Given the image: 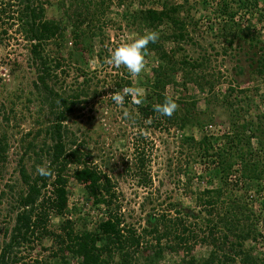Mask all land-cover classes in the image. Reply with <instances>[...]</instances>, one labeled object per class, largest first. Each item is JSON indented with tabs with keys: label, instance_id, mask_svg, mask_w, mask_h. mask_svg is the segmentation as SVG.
<instances>
[{
	"label": "trees",
	"instance_id": "16d2710c",
	"mask_svg": "<svg viewBox=\"0 0 264 264\" xmlns=\"http://www.w3.org/2000/svg\"><path fill=\"white\" fill-rule=\"evenodd\" d=\"M3 1L5 0H0V5ZM16 1L19 9L14 12L16 15L9 18H12L14 24L18 26L17 31L30 43L31 65L36 73L33 85L39 102L46 111L44 115L46 126L26 134L27 138L31 137L28 141L22 140L20 148L23 149V153L18 162L17 172L24 189H20L17 195L13 196L15 222L7 239L0 242V264H19L22 260L19 255L21 248L34 244L44 237H50L55 243L56 252L53 256L58 264H72V260L75 261L73 264H161L168 251L182 255L181 264H256L241 247L242 241L257 231L253 228L255 224L252 221L245 222L246 226L243 224V221L251 220L248 213L251 209L248 210L246 207L250 208L249 203L253 205L254 201H259L260 212L264 214V112L258 113L256 117H251L250 112L253 105L264 106V90L259 93L260 82L264 88V42L257 39L252 27L254 14L258 11L262 13L257 18V23L264 18V0H217L216 10L225 20L216 35L218 39L223 38L221 43L223 53L227 54L228 50H232L237 40L247 44L249 48H259L261 53L255 52V56H258L254 71L256 80H253L250 87L236 91L235 99H231L234 87L230 88V93L224 95L214 92L218 79L215 73L211 75L205 73L204 65L210 61L208 58L202 57L201 62L197 60L191 62L187 56L178 58V54L183 50L181 42L192 38L188 30L189 24L193 22L192 25L195 27L198 25V22L189 15V9H186L188 0H185V4H179L176 0H163L160 8L152 5L155 3L153 0H118L119 5L127 3L128 7L138 2L139 7L128 10L124 16L130 28H136L141 36L146 29L159 33L157 42L148 45L149 54L155 55L158 64L151 68L152 75L146 76L147 94L144 101L135 104L136 121L151 120V127L191 132L182 138V146L191 158L186 162L185 170L196 173L192 171L191 164L199 163L207 181L218 178L222 183L219 188L204 191L206 197L200 205L206 206L205 210L209 215L217 210L219 200L226 194V188L232 185L235 189L241 187L245 190V203L241 205L237 199L232 198L230 191L231 204L225 215L217 222L207 220L208 235L200 241L215 245L216 250L206 259L199 260L194 255V243L197 242L199 232L190 231L188 225L185 227L183 219H172L165 213L149 214L146 219L147 226L140 232L132 226L128 228L123 225L122 218L117 212L118 208H115L116 193L113 191L112 177L107 174L108 172L92 164L91 153H85L80 149L79 137L70 130L69 121L90 99L98 100L111 94L107 101L112 104L114 102L112 93L124 94L123 89L133 88L129 73H121L114 76L105 94L107 77H101L99 69L92 70L94 39L102 34L95 20L112 11L111 3L106 6V0L102 2L89 0L95 7V11L88 8L90 12L88 15L92 19L83 17L82 13L70 17L72 45L65 56L62 49L69 42L67 27L62 22L47 18L46 9L40 0ZM260 5L263 11L259 9ZM238 10L244 11L247 19L245 15H239ZM245 22L248 25H244ZM7 31L8 29H4L2 33L0 32V42ZM102 38L103 36L101 40ZM58 41L60 43H57ZM167 43H175V47L168 49L165 46ZM50 44L55 46L47 51ZM107 54L103 43L97 53L100 64L105 63ZM254 65L251 64L252 67ZM71 70L76 71V77L71 85L64 87L63 84L70 77ZM179 72L184 73V80L181 83L184 87L194 83L199 91L204 92L205 89L210 91L211 99L207 100L208 106L205 111L195 110V102L186 103L184 98L175 99L168 95V88H174L178 84L175 76ZM124 95L125 104H131V95ZM165 97L173 98L178 104L171 117L162 116L154 111V106L162 104ZM256 98H259L260 103L256 102ZM213 100L217 101L218 108H225L227 122L218 123L213 119L212 115L217 108L216 106L210 109ZM12 112L13 110L10 113L2 112L4 115L0 121V173L5 171L10 149L6 128L12 119L17 118L15 113L14 117H11ZM206 114L208 118L205 120ZM40 123L42 122L38 121L36 125ZM219 125L224 128L219 129ZM196 132L199 133V137L196 136ZM81 143L83 144V141ZM134 146L135 166L134 169L131 167L129 169L144 173L147 152L144 147L139 149V145ZM40 166L50 168L51 175L41 176L37 172ZM68 172L77 182L85 185L89 200L87 202L102 214L92 228L84 222L76 225L72 219H62L71 213L67 188ZM202 178L199 174L195 176L199 181ZM141 180L145 185L151 183L150 177L147 176ZM250 190L254 192V196L248 194ZM4 195L5 193L1 192L0 198L2 199ZM176 206L171 204L170 208L175 210ZM176 212L182 214L183 209H176ZM51 215L61 217L57 226L60 232L48 229ZM185 216L198 218L192 212H185ZM253 217L258 223L262 218L258 214ZM221 226L226 231L221 232ZM246 227L249 229L244 234ZM232 238L236 241L233 242ZM190 239H195L193 244ZM171 240H175L176 243L170 242ZM228 243L231 247L226 251L223 246ZM226 252L244 257L240 263H236V259ZM115 256L119 261L114 260Z\"/></svg>",
	"mask_w": 264,
	"mask_h": 264
},
{
	"label": "rangeland",
	"instance_id": "374dc122",
	"mask_svg": "<svg viewBox=\"0 0 264 264\" xmlns=\"http://www.w3.org/2000/svg\"><path fill=\"white\" fill-rule=\"evenodd\" d=\"M40 1L44 4L48 19L62 22L67 27L66 34H68L67 40L69 42L62 49L63 54L66 56L72 45L70 36L72 18L70 17L75 16L77 13H82L83 17H89L88 8L95 11L94 4H90L89 0ZM102 1L93 0V2ZM176 1L179 4H185V0ZM109 2L112 11L105 14L101 19L98 17L95 20L96 25L101 28L102 34L100 33V35L103 38L101 40V36H99L94 39L95 52L91 63L92 70L99 69L101 71L99 75L107 77L105 94L115 75L128 73L123 66L116 67L106 62L110 52L120 44L130 42L141 36L136 28H130L128 20L124 17L128 10L139 7L138 2L136 1L131 7L130 5L128 7L127 3L119 5L118 0H106L105 5L108 6ZM153 2H155L152 3L155 8L162 7L163 0H153ZM16 3V0H10L9 2L5 0L0 5V11L3 10V12H0V32L2 33V30L8 29L7 34L1 37L0 42V121L4 112L10 113L13 110L10 114L12 118L14 113L17 115V118L12 119V122L6 128L10 149L5 171L0 173V193H5L4 197L0 198V242L7 239V235L10 234L15 222L16 213L13 210V196H16L20 189H24L20 175L17 172L18 162L23 153V149L20 148L22 140L28 141L31 137L27 138L26 134L46 126L44 124L46 111L41 106L33 85L34 80H36V73L31 65L30 43L17 31L18 26L14 24L12 18H9L16 15L14 12L19 9ZM186 5V9H189V15L194 18V21L198 22V25L195 27L192 25L193 22L189 24L188 30L192 38L184 43L181 42L183 50L178 54V58L182 59L187 56L191 62H196V60L201 62L202 57L208 58L210 61L204 65L205 73L207 75L215 73L216 79H218L214 92L224 95L227 92L230 93V88L234 87L235 91L232 92L231 99H235L236 91L250 87L253 80H256L254 71L256 70L258 56H255V52L261 54L259 48H249L247 44L237 40L232 50H228L227 54L223 53V44H221L223 38L219 37L218 39L216 35L220 32V27L225 20L216 10L217 0H188ZM259 9L263 11L262 5ZM261 14L260 11L254 14L252 27H254L253 30L257 35V39L264 42V18L257 23V18ZM239 15L244 16V11L240 10ZM245 19H247V15H245ZM246 23L244 25H248ZM103 43L108 54L105 56V63L100 64L97 60V53L102 48ZM54 46V44L48 45L47 51L53 49ZM165 46L170 49L175 47V43H167ZM258 46L260 47L261 44ZM147 60L148 64L145 72L137 77H132L129 74L130 79L133 81V88L142 90L141 102L144 101L147 94L146 76H151V68L156 67L158 64L153 53L148 55ZM253 63L255 64L254 67L251 66ZM183 74L179 72L175 76L178 84L174 88H168V95L175 99L184 98L186 103L195 102V110L205 111L208 106L207 100L211 99L210 91L207 89L204 92L199 91L194 83H189L187 87H184L181 84L184 80ZM69 75L70 77L63 84L64 87L73 83L76 71L71 70ZM259 88V93H262L264 90L263 83H259ZM109 95L111 94L98 100L90 99L71 118L69 127L71 132L79 137L80 149L84 150L85 153H91L90 161L92 164L108 172L107 174L112 177L113 191L116 193L115 208H118L117 212L122 218L123 225L128 228L132 226L140 232L142 228L147 226L146 219L149 214L162 215V213H165L169 218L183 219L185 227L188 225L190 231L199 232L197 242L194 243L195 239H190L191 244L194 243L195 245V257L198 260L206 259L212 251L216 250L215 245L200 241L208 235L207 220L211 219L217 222L225 215L226 209L231 204L230 191L232 198L237 199L241 205L245 203V190L241 187L235 189L232 185L226 188V194L219 200L217 210L214 211V214L209 215L205 210L207 209L206 206L200 205L206 197L204 191L205 189L219 188L222 183L218 178L207 181L201 172L202 165L199 163L191 164L192 171L196 173L185 170L187 168L186 162L190 161L191 158L187 155L185 147L182 146V138L185 135H190L191 132H181L175 128L166 130L161 127H151L148 120L137 122L134 118L137 110L135 104L137 103L134 102L132 96L131 104L126 105L127 103L125 104L123 101L117 105L115 102L110 104L107 101ZM256 102L260 103L259 98H256ZM216 106L217 101L213 100L210 109ZM224 109V107L220 109L217 106L212 115L218 123L227 122V113ZM125 111L132 114L131 118H124L123 113ZM250 112H252L251 117H256L258 113L264 112V106L253 105ZM207 118L208 114L204 115V119ZM38 121L42 123L36 125ZM222 127V125H219L218 128L222 129ZM195 134L199 137V133L196 132ZM81 141H83V144ZM135 144L139 145V149L144 147L147 152V165L143 170L144 173L131 170L135 166ZM197 174L203 177L202 180L195 179ZM144 176L150 177V184L145 185L143 183L141 178ZM67 178L69 179L67 188L70 195L69 210L71 213L67 214L68 217L65 216L62 219H72L76 222V225L84 222L92 228L99 221L102 214L87 202V188L85 185L77 182L69 172ZM239 186L241 185L239 184ZM11 188L12 191H10ZM248 194L254 196V192L251 190ZM171 204L177 205L175 210L170 208ZM249 206L250 208L248 206L246 208L251 209L254 214L248 212L251 220L243 221V224L246 226V223L252 221L255 224L253 228H256L257 231L242 241L241 250L250 255L256 264H264V214L260 212L261 203L259 201H254L253 205L249 203ZM176 209H183V213L177 214ZM185 212H192L198 218L187 217ZM255 213L262 217L259 223L253 217V215H256ZM49 220L48 229L60 232L57 230V226L61 217L51 215ZM248 229V227L244 229V234ZM220 230L221 232L226 231L223 226L220 227ZM231 240L236 241L235 238ZM170 242L176 243L175 240ZM223 247L228 251L231 246L228 243ZM20 251L19 255L22 260L19 264H58L53 256V253L56 252L55 243L52 242L50 237H44L35 241L34 244L26 245ZM143 254L147 255L145 252ZM226 254L234 257L236 263H240L244 257V255L237 256L230 252H226ZM181 257L182 255L178 253L168 251L165 253V258L161 264H181ZM114 260L119 261V258L115 256ZM220 260H222L221 257ZM74 262L72 260L71 263Z\"/></svg>",
	"mask_w": 264,
	"mask_h": 264
},
{
	"label": "clouds",
	"instance_id": "9594fccd",
	"mask_svg": "<svg viewBox=\"0 0 264 264\" xmlns=\"http://www.w3.org/2000/svg\"><path fill=\"white\" fill-rule=\"evenodd\" d=\"M159 39V33L156 30L146 29L142 36L131 40L130 42H125L117 46L113 51L110 52L107 58V63L114 65L116 67L123 66L127 69L128 73L132 77H137L141 73L147 70L149 55L148 45L150 43H156ZM124 94L131 95L135 103L139 104L141 102L142 90L138 88H125L123 89ZM119 92L112 93V100L117 104H121L125 95ZM178 104L171 97H165L162 104L154 106V111L162 116L171 117L173 113L177 110ZM131 113L125 111L123 113L124 118H131ZM151 123V120L148 121ZM37 172L41 176L51 175V169L40 166L37 168Z\"/></svg>",
	"mask_w": 264,
	"mask_h": 264
}]
</instances>
